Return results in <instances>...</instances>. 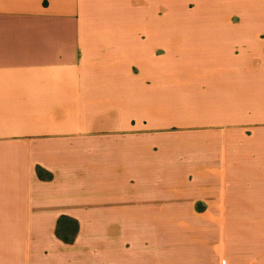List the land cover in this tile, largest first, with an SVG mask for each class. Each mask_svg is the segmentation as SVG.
Here are the masks:
<instances>
[{
    "label": "crops",
    "instance_id": "1",
    "mask_svg": "<svg viewBox=\"0 0 264 264\" xmlns=\"http://www.w3.org/2000/svg\"><path fill=\"white\" fill-rule=\"evenodd\" d=\"M162 8L0 0V264L93 263L98 223L170 228L132 264H264V16Z\"/></svg>",
    "mask_w": 264,
    "mask_h": 264
},
{
    "label": "rangeland",
    "instance_id": "2",
    "mask_svg": "<svg viewBox=\"0 0 264 264\" xmlns=\"http://www.w3.org/2000/svg\"><path fill=\"white\" fill-rule=\"evenodd\" d=\"M161 9L160 17H158V27H168L175 31H181L185 28L198 29V20L201 15H247L250 14L264 16V0H159ZM164 10V11H163ZM155 222V221H152ZM157 223H164V220H158ZM88 228L82 224V230H85L88 240L92 245H96L97 257L98 252L101 253L100 263L96 259L88 264H114L106 261L107 256H113L116 260L123 261V264H132V260L140 254L144 256L145 249L143 245L147 244L148 237L153 235L165 234L170 232L168 226H151V225H117V224H87ZM81 223L62 220L58 222L56 232L59 238L66 244L75 243L78 239ZM139 234V236H138ZM97 236V237H96ZM141 237L142 239H140ZM84 242V241H83ZM81 241V244L83 243ZM82 245L81 251L85 249ZM80 251V253H81ZM76 253V252H75ZM87 253V252H86ZM107 255V256H106ZM76 257L79 255L70 254ZM88 255L80 256L81 260H87ZM104 258V259H103ZM144 258V257H142ZM139 258V261L140 259ZM20 259L23 261L22 256ZM138 259V258H137ZM85 264V261L81 262Z\"/></svg>",
    "mask_w": 264,
    "mask_h": 264
}]
</instances>
